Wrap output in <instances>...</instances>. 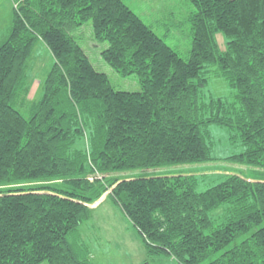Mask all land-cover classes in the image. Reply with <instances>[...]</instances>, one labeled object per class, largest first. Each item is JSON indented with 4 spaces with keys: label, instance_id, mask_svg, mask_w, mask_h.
I'll use <instances>...</instances> for the list:
<instances>
[{
    "label": "trees",
    "instance_id": "1",
    "mask_svg": "<svg viewBox=\"0 0 264 264\" xmlns=\"http://www.w3.org/2000/svg\"><path fill=\"white\" fill-rule=\"evenodd\" d=\"M193 41L183 58L124 0H11L0 38V264H92L70 239L108 194L149 254L180 264H264V0H188ZM141 89H118L78 40ZM80 32V33H81ZM225 39V47L218 35ZM38 43L54 62L31 101ZM231 88L225 97L211 84ZM211 125L244 151L204 191L194 175L146 173L207 163ZM134 170L142 174L122 176ZM168 174V175H166Z\"/></svg>",
    "mask_w": 264,
    "mask_h": 264
},
{
    "label": "rangeland",
    "instance_id": "2",
    "mask_svg": "<svg viewBox=\"0 0 264 264\" xmlns=\"http://www.w3.org/2000/svg\"><path fill=\"white\" fill-rule=\"evenodd\" d=\"M1 1L5 3V0ZM124 2L183 58L190 57L193 41L191 14L194 8L188 0H124ZM11 8V5L8 8L0 4V38H4L8 32L9 28L6 30L5 26L9 23L10 15L12 17ZM81 31L77 32L78 40L95 67L106 73L118 89L139 91L141 86L136 74L123 76L102 57V51L108 43L92 40L88 29H85L84 33ZM218 38L221 47L224 48L225 39L221 34ZM53 62L51 51L46 45L38 43L27 70L31 101H39L42 97L43 80ZM210 88L217 95L225 97L231 92L228 84L222 81L211 84ZM210 127L214 140L212 154L216 157L215 160L149 170L150 172L146 173L194 175L199 180L198 190L200 191L220 183L227 173L242 172L247 176H253V168L230 162V159H227L233 154L244 151V146L240 142H231L230 129L223 125H211ZM145 171L147 170L128 171L122 173V176L142 174ZM73 238L79 239L87 246L92 264H180L171 255L149 254L136 226L122 208L111 199L96 208L91 218L80 226L74 235L70 236V239ZM208 261L207 259L201 264H207Z\"/></svg>",
    "mask_w": 264,
    "mask_h": 264
},
{
    "label": "crops",
    "instance_id": "3",
    "mask_svg": "<svg viewBox=\"0 0 264 264\" xmlns=\"http://www.w3.org/2000/svg\"><path fill=\"white\" fill-rule=\"evenodd\" d=\"M0 4L3 5V6L4 5L8 6V8H9L10 5H11V0H5V3H2V1H1ZM5 27H6V30H7L9 28V24L7 23V25ZM238 173L244 174L242 172H238ZM109 199H111V201L113 200L110 196H108V194H105L99 201H97L96 203L92 204L91 207L93 208V214H94V211L96 210V208L100 207L104 202L108 201Z\"/></svg>",
    "mask_w": 264,
    "mask_h": 264
}]
</instances>
